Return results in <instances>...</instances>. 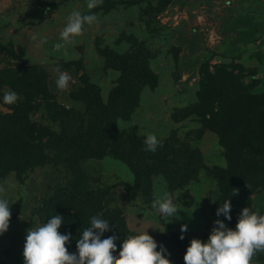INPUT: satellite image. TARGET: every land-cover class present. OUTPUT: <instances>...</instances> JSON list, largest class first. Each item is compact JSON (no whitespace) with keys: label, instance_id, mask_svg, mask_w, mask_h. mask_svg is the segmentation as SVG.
I'll return each instance as SVG.
<instances>
[{"label":"rangeland","instance_id":"obj_1","mask_svg":"<svg viewBox=\"0 0 264 264\" xmlns=\"http://www.w3.org/2000/svg\"><path fill=\"white\" fill-rule=\"evenodd\" d=\"M130 1L105 9L102 0H0V111L6 104L12 112L15 101L1 72L27 64L43 67L53 102L74 107L82 116L84 107L74 95L85 87L84 78L99 87L104 99L117 84L119 73L99 50L120 55L143 43L156 82L144 85L131 115L117 119V129L133 131L150 145L168 137L184 140L200 154L198 174L173 188L172 174L156 172L148 200L132 193L128 186L135 183V173L111 155L78 162L77 175L59 157L21 177L12 171L0 182V263L42 264L51 248L61 247L49 241L47 229L55 226L43 223L41 207L57 188L78 181L93 197L108 191L101 202L107 198L132 237H145L126 240L141 252L157 247L168 256L172 231L188 244L181 241L174 248L171 264H264V187L251 191L246 186L249 205L243 214L226 220L218 215L221 193L212 169L226 165V154L209 124L227 103L199 94L205 75L212 77L213 88L223 85L216 73L224 66L241 73L237 77L249 85L248 94L264 101V0H170L158 10L146 0ZM150 1L157 6L160 0ZM68 61L81 66L62 65ZM230 119L232 126L246 124ZM260 131L264 134V128ZM250 150H256L255 162L261 163L264 145L244 148Z\"/></svg>","mask_w":264,"mask_h":264},{"label":"trees","instance_id":"obj_2","mask_svg":"<svg viewBox=\"0 0 264 264\" xmlns=\"http://www.w3.org/2000/svg\"><path fill=\"white\" fill-rule=\"evenodd\" d=\"M167 1L170 0H160L157 6H152L151 1L146 0L153 10L164 7ZM102 2L104 8L109 9L119 0ZM99 51L119 73L117 84L104 99L99 87L84 78L85 87L74 95L84 107L82 116L74 107L66 108L53 102L47 89L48 76L42 66L21 64L1 72L6 77L4 83L12 88L15 101L12 112L6 104L5 110L0 111V182L12 171L21 177L56 157L64 160L77 175L78 162L106 155L122 160L133 170L136 181L128 187L133 194H143L148 200L152 198L151 177L156 172L172 174L173 188L196 178L200 165L196 159L200 154L189 148L184 140L168 137L161 139L160 144L150 145L133 131L117 129V119L131 115L144 85L156 82L148 66L150 53L146 46L137 43L120 55L107 48ZM73 64L81 66L80 62L62 63L69 68ZM235 72L224 66L217 70V83L223 85L215 89L212 77L203 76L199 91L200 96L216 95L221 102L227 103L223 108L225 112L219 110L211 126L209 124L225 146L226 165L212 169L221 193L216 211L222 220L245 212L249 205L246 186L251 191L264 187V158L261 163L255 162L256 150L244 152L245 147L264 145V134L260 131L264 128V101L258 98L260 96L248 94L249 85L237 77L241 73ZM35 113L39 116H34ZM231 117L246 124L238 128L235 122L232 126ZM71 121H75L74 128L70 126ZM74 184L57 188L41 207V215L45 213L41 219L43 223L55 226L53 229L47 227L49 241L61 246L56 251L51 248L42 264H171L174 248L184 239L182 235L172 231L167 234L170 237L168 256L157 247L152 252H141L135 243L130 241L129 244L126 240L141 241L145 237L139 234L132 237L124 221L116 212L112 213L107 198L104 199L107 202H101L108 191L103 189L99 197H93L87 185L78 186V181ZM261 232L264 242V227ZM186 244L188 242L183 241L182 246Z\"/></svg>","mask_w":264,"mask_h":264},{"label":"water","instance_id":"obj_3","mask_svg":"<svg viewBox=\"0 0 264 264\" xmlns=\"http://www.w3.org/2000/svg\"><path fill=\"white\" fill-rule=\"evenodd\" d=\"M216 228H220L221 224L219 223V221L217 220L215 223ZM224 251V249H222V252Z\"/></svg>","mask_w":264,"mask_h":264}]
</instances>
